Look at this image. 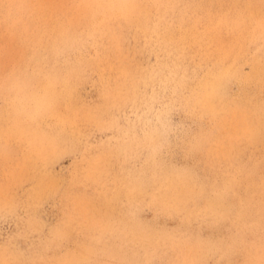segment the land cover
<instances>
[{
    "label": "rangeland",
    "instance_id": "obj_1",
    "mask_svg": "<svg viewBox=\"0 0 264 264\" xmlns=\"http://www.w3.org/2000/svg\"><path fill=\"white\" fill-rule=\"evenodd\" d=\"M10 1L0 0V57L2 53L6 56L2 73L4 76L0 77L2 79L0 89L9 90L8 92H12L13 86H17L13 72L18 67H22L25 73L39 77L38 79L42 82L45 80L40 70L37 69L46 66L45 61L49 58L48 48L53 46L52 34L58 29V17L50 19L48 28H43L44 22L41 20L40 27L35 29L32 24H27V17L24 16L23 10L19 11L18 8L9 6L4 12L5 3ZM39 1L29 0L24 8L31 11L36 8ZM68 8L70 11H75L73 5H69ZM114 16L116 20L119 19L117 12ZM10 18H15L21 24L17 38H13L9 29H6ZM94 18L97 24L104 23L107 19L102 11L95 13ZM253 20L259 28L258 31H254L256 37L251 27H249L250 30L247 29V33L240 36H245L247 41L245 46L251 55L255 51L263 50V57L259 60V64L264 66V0L253 15ZM40 30L47 36L45 42L38 33ZM87 37L89 39L90 35ZM10 38L16 39L17 44L8 45ZM249 38H259L260 43L250 44L254 40ZM29 40H33L34 46L25 47L24 45L29 43ZM36 50L40 51V56L35 54ZM94 56L95 49L92 42L88 40L84 47L76 46L74 51L60 55L58 62L53 61V64H57L61 69L62 59L76 63L79 58L92 59ZM101 71L100 68H95L94 73L90 75L89 83L83 88L85 93L81 90L82 94L78 101L80 100L82 113L87 112L85 104L94 105L103 95L109 94L107 91L110 85L109 80L113 77ZM259 76L264 77L263 74ZM240 83H235L237 86L229 84L226 87L227 95L233 105H237V108L229 111L227 108L217 113L218 116L206 104L201 111L197 104L192 103L188 92L181 91L186 89V86L171 83L169 87H162L159 90L156 87L154 93H149L148 105H143L145 106L143 111L146 114H143L141 105L135 112L121 114L123 121L128 119L136 124L139 121L136 131L139 137L135 138L132 135L130 138L136 140L140 138L142 141L138 146L131 145L125 154H121L124 159L127 155V160L123 163L112 159V163L108 165L113 169L107 168L102 157L97 153H92L89 157L94 158L99 170L96 174L89 167L84 171L87 164L84 156L77 157L65 149L66 152L63 153L61 161L46 169L51 176L62 179V201L59 203L57 201L58 204H49L47 199H44L45 179L42 172L33 174V162L35 159L38 163L43 160L45 152H49L51 145L58 140L59 135L73 134L79 139L86 138L85 143L89 144L87 150L94 149L103 142L117 146L122 142L129 145L132 141H128L129 138L127 139L123 132L120 135H124H119V139L115 141L113 138L115 128L112 124L109 126V131L112 130V133L107 132L106 134L111 133L109 138L100 134L101 131L95 133L98 134L95 138L94 134H91L89 125L84 123L83 125L76 124L81 129L61 127L58 125V115L45 117L22 112L16 117L14 110L20 109L14 108L13 110L12 107L17 102V98L14 95L0 93V115H2L0 116V264H105L103 262H107L106 264H264V139H257L258 144H256L251 139H240L237 135V133L249 135L248 128L252 122L255 129L264 126V83L262 82L260 89L250 85L244 87V84ZM167 91L169 93H166ZM24 103L23 106H25ZM189 108L193 110L192 114ZM225 112L227 113L221 117V113ZM48 129L52 130L54 135L51 136V140L47 141L46 137L49 135H45V131ZM157 129H159L160 143L146 141L143 138L145 131L156 132ZM170 134L174 136L171 137ZM76 144L83 145L80 141ZM111 175L118 182L112 184L109 179ZM106 179L108 182L101 186ZM208 185L215 186L214 203L205 198L199 199L186 194L188 191L195 193L198 189ZM225 185H236L239 189L238 194H229ZM171 191L172 193H177V191L183 193L173 201L170 197L161 200L163 193ZM251 191H253L252 196ZM76 196L87 208L95 203L97 210L95 208L92 215L86 216L88 218H92L94 214L95 217L100 216L99 219L102 222L111 226V231L104 236L99 233L90 235L79 232L64 244L62 242L59 244V241L52 243L53 237L50 229L61 222L64 214L67 220H71L76 226L71 211L68 213L69 203ZM185 200H188V203H185ZM221 200L230 201L234 207V212L223 221L219 220L215 213V207ZM141 227L145 229L141 231ZM99 230L102 229L99 228ZM139 234H143L144 237ZM94 243H100L103 249L105 248L102 255H95L98 256L96 260L91 259L90 250L85 249L86 246ZM176 245L179 246L180 251ZM64 258L72 260L73 263H69V260L62 263Z\"/></svg>",
    "mask_w": 264,
    "mask_h": 264
},
{
    "label": "bare ground",
    "instance_id": "obj_2",
    "mask_svg": "<svg viewBox=\"0 0 264 264\" xmlns=\"http://www.w3.org/2000/svg\"><path fill=\"white\" fill-rule=\"evenodd\" d=\"M28 1L29 0H11L10 2L5 3V8L3 10L5 12L6 8L9 6L16 7L19 11L23 10L24 16L27 17V24H32L35 29H38L40 27L39 24L41 20H43L44 22L43 28H48V26L50 25V19L58 17V29L52 34L51 39L53 46H50L48 48L49 58L45 61L46 66H41L39 69H37L38 71L40 70V73L45 77V80L42 82L40 81L41 79H38L39 77L37 78L36 76H34V74L31 75L27 72L26 74L23 71L22 67H18L13 72V78L17 83V86H13V88L11 89L12 92H8L9 90L6 91L4 89H0L1 94H10L14 95L17 98V102L14 104V107H12L13 110L14 108L20 109L14 110L16 117H18L22 112L45 117L58 115V125H60L61 127L68 126L72 129H77V127L79 126H77L76 124L81 123L83 125L84 123L86 125H89V127L91 128V134H94L93 137L95 138L98 136V134H95L97 131H101L100 134L109 138L112 133V130L109 131V126L110 124H112L115 128V132L113 133V138L115 139V141L119 139V135L122 132L125 134L122 135L127 137V139L129 138L128 141H132V143L129 145L123 144L124 142H122L117 146L116 144L112 145V143L108 144L107 142H103L98 147L87 150L89 144L85 143L86 138L79 139L78 136L74 137L73 134H68L66 136L59 135L58 140L53 145H51L49 152H45L43 160L41 159L42 161H39V163L37 162V159L34 160V169L32 168L34 175L39 172L43 173L46 187L44 189V195H42L44 199H47L49 204H58L59 201H62L61 195L63 192V187L61 186L62 179L59 177L51 176L47 173L46 169H49L58 164L61 161L63 157L62 155L64 152H66V150L71 151L77 157L84 156L87 161L84 171L87 170V167H89V169L95 171L96 174L99 172L96 161L94 160V158L89 157V155L92 153L99 154L107 165V168L111 167L108 164L112 163V159H115V161H121L122 163L123 161L127 160V155L126 159H124L122 158L121 154H125L131 145H134V147L138 146L140 143H142V141L140 140V138H138L139 140L130 138L132 135L137 138L138 133L136 131L138 129L137 124L139 121L137 122V124L128 119L123 121L121 114L127 112L130 113V111L135 112L137 109H139L137 108L139 105L142 106L141 110L143 114H146L143 111V107H145L143 105H148V98H150L149 93H154L156 87L159 90L162 87H169L171 83L177 86H186V89L181 91L186 90L188 92L190 97L189 99L192 103L197 104V107H200L201 111L203 109V106L206 104L217 114L223 112L227 108L228 111L235 110L237 108V105H233L232 101L229 98V95H227L226 93L227 85H234L235 83L241 82L244 84V87H248L250 85L252 87L260 89L263 85L262 82L264 83V77L259 76L260 74L264 75V66H261L259 64V60L263 57V50L261 49L255 51V53L251 55L249 53V50L245 46L247 44L245 36H240L247 33V29L251 27L253 30V34L256 37V33L254 31H258L259 28L254 24L255 21L253 20V15L261 7L262 0H250L249 2H247V0H53L50 2L40 0L36 8L32 9L31 11L24 8V5ZM69 5H73L75 11H70V9L68 8ZM100 11L104 12L107 19L104 23L97 24L94 17L95 13H98ZM116 12L117 14H119V16H117L119 17L118 20H116L114 16ZM1 13H3V11ZM6 26V29H9L11 36L13 38H17L18 29L19 27H21V24L15 18H10ZM38 33L42 36L43 42H45L47 36L42 33V30H40ZM87 35H90L89 39ZM251 36L252 33L250 37ZM249 39L254 40V42L250 44H255L256 42L260 43L259 38ZM15 40H7L8 45H16L17 41ZM88 40L92 42V45L95 49L94 58H79L76 63H71L69 62V60L65 61L66 59H62L61 62L63 64L61 63V69L58 68L57 64H53V61L58 62V58L60 55H66L68 51H74L76 46L80 48L84 47ZM33 43L34 42L32 40L29 43H26L24 46L29 47L33 45ZM17 49L19 48L17 47ZM35 54L37 56L41 55L39 50H36ZM5 57V54L2 53L0 57V77L4 72ZM14 58L15 57L13 56V59ZM27 65L25 64V66ZM95 68H100L102 70L101 73H105L113 77L112 80H109L110 85L108 86L107 90L109 94L103 95L99 102L95 103L94 105L85 104L87 112L82 113L80 110V100L78 101V99H80L79 97L82 94L81 90H83V92L85 93L83 88L86 84L89 83L90 75L94 73ZM30 69L32 70V68ZM98 76L99 74L97 75V77ZM0 81H2L1 78ZM1 84L2 83H0V87ZM92 87H94V85H92ZM22 93L25 94L22 95ZM166 93L169 92L167 91ZM23 103L25 106H23ZM181 105L179 106L182 107ZM116 107H118V110H116ZM261 108L262 107H260V109ZM189 110L192 114L193 110L191 108H189ZM227 112L221 113V117H223ZM242 112L241 114L244 113ZM259 112L261 111L259 110ZM0 116L2 117V115ZM238 116L241 117L240 113H238ZM236 124H238L237 121ZM252 124L250 128H248L250 130V136L240 133H237V135L240 139L248 138L253 140L254 143L258 144L257 139H264V126L262 125V128L255 129ZM162 128L164 129L165 127H163L162 125ZM175 130L176 129H174V131ZM158 131L159 129H157L156 132L152 131L148 133L145 131L143 138L146 139V141H154L156 143H160L161 140ZM107 132L111 133L106 135ZM19 133H21V131ZM45 135L49 136L46 137ZM45 135L44 136L48 141L52 139L51 136H53L54 134L52 130L48 129L47 131H45ZM77 141H80L83 145H77ZM137 141L140 142L137 143ZM113 176H109L110 182L112 184L118 182V180ZM89 179H91V177ZM64 180L66 181V179ZM99 181L102 182V180ZM107 182L108 179H106L101 184V186L103 184H106ZM225 187L229 194H238L239 189L236 185H225ZM214 191L215 186L208 185L206 187L198 189L197 191H195V193L192 191H188L186 194L192 195L199 199L205 198L214 203ZM172 192L173 191L163 193L161 200H163L165 197H170L173 201L183 193L182 191H177V193ZM252 193L253 191L250 192L251 196ZM185 203H188V200H185ZM69 207L70 210H68V213H70L71 211L72 217L76 222V226L71 220H67V216L66 214H64L61 218V222L58 225H54L50 229V234L53 237V239L51 240L52 243L59 241V244L61 242L64 244L79 232H85L90 235L99 233L101 236H104L111 231V226L107 223L102 222L99 219L100 216L98 217L96 215L95 217V214L92 218H88L86 216L92 215L95 208L97 210L95 203H92L91 207L87 208L84 203H81L80 198L76 196L70 201ZM233 212L234 207L231 205L230 201L221 200L215 207V213L218 219L221 221L226 219V217L231 215ZM113 227H115L114 224ZM99 228H101L102 230H99ZM144 229V227H141V231H143ZM139 235L144 237L143 234ZM176 247L180 251L179 246L176 245ZM85 249L86 251L90 250L91 253L89 254V257L91 259H95L98 258L99 255H102L105 248L103 249L100 243H94L86 246ZM97 254L98 256H95ZM67 260L70 261L69 263H73L72 260L65 258L62 259V263H66ZM103 263L106 264L107 262Z\"/></svg>",
    "mask_w": 264,
    "mask_h": 264
}]
</instances>
